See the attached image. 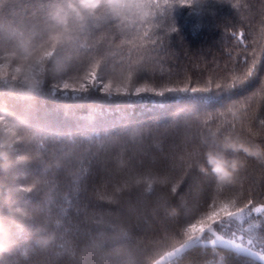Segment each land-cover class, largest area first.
Segmentation results:
<instances>
[{
	"label": "trees",
	"instance_id": "obj_1",
	"mask_svg": "<svg viewBox=\"0 0 264 264\" xmlns=\"http://www.w3.org/2000/svg\"><path fill=\"white\" fill-rule=\"evenodd\" d=\"M128 2L146 7L120 17L101 7L78 19L67 0H0V50L44 41L58 5L70 27L38 91L0 87V110L21 137L0 147V264H155L200 236L162 264H264L215 242L247 246L248 220L188 238L189 225L220 201L264 203V157L222 147L264 150V0ZM97 62L87 91L63 86ZM129 75L133 84L212 86L103 90ZM209 154L237 164L232 183L217 182ZM251 220L264 241V213Z\"/></svg>",
	"mask_w": 264,
	"mask_h": 264
},
{
	"label": "snow or ice",
	"instance_id": "obj_2",
	"mask_svg": "<svg viewBox=\"0 0 264 264\" xmlns=\"http://www.w3.org/2000/svg\"><path fill=\"white\" fill-rule=\"evenodd\" d=\"M75 8L71 9L76 16L82 15L84 12H94L101 7L109 10L112 15L120 17L123 14V11L128 8H143L146 5L140 4H131L128 0H74ZM146 15V13H144ZM69 18L68 12H65L63 6L57 7V9L51 15V27L47 38L43 41L40 46V57L39 59H43L52 54L51 49L56 46V44L63 38L64 36V27L65 21ZM240 39L243 42L244 40V33H240ZM98 69H99V62L94 63L90 66L88 71L85 75L80 79L77 80L75 83H65L63 86L65 88H71L73 90L79 91H87L88 85L94 84L97 76H98ZM19 71V69L17 70ZM250 74V73H249ZM132 85V87H129ZM138 85V86H137ZM212 86L211 79L208 80L206 86H198L192 85L189 81L188 83L182 85L170 84V83H160L156 84L155 82L151 81H144L133 84L132 76L129 75L124 82L122 83H115L113 81H107L103 84V90L106 93L112 94H119V95H128L130 89H132V94L139 95L142 93H154L156 95H164L165 93L169 92H176V91H207ZM217 87L220 85L217 84ZM233 115L238 116L239 110L236 109V113ZM261 124H264V120H261ZM229 148L239 149L245 154L252 156V157H264V150L254 149L251 146L239 142V141H232L229 140L228 142ZM215 164V172L220 177V180L223 183H232L234 180V174L237 170V164H233L231 166V170L223 166L216 160H213ZM248 208L249 210H245ZM252 213H256L260 215L264 213V203L259 204L255 207L251 205H246L244 207L237 206L235 200L232 201H220L218 204L212 206V209L207 212L200 220L199 227L193 226L188 229L189 239H192L194 235H198L203 233L205 230L212 231V225L214 223H219L222 221H229L235 220L239 225H244L245 221L248 220V224L246 227H242V232L247 234L246 242L247 246L243 243H236L235 240L230 239H222L221 242L226 247H232L233 250L237 252H242L246 255H250L254 259H264V241H261L256 234V229L260 227V221L257 220L252 222L251 216ZM244 236H241V240H244ZM259 245L257 252L250 251L251 247H255Z\"/></svg>",
	"mask_w": 264,
	"mask_h": 264
},
{
	"label": "clouds",
	"instance_id": "obj_3",
	"mask_svg": "<svg viewBox=\"0 0 264 264\" xmlns=\"http://www.w3.org/2000/svg\"><path fill=\"white\" fill-rule=\"evenodd\" d=\"M74 0H67V8H75ZM59 7V5L57 6ZM78 19H83V16H77ZM70 31L69 20L65 21L64 36L51 49L52 54L39 59L40 57V46L43 41L36 43L31 46L30 49L24 48L20 52L16 51H3L0 50V87L7 88L9 90L23 91L25 93H32L38 91L45 82V77L48 72L49 62L53 60L58 51L67 42V33ZM19 69V71H17ZM15 137L17 141L21 139L18 134V125L12 122L8 118L7 110H0V147L9 143V138ZM228 137L226 136V139ZM222 147L229 148L228 143H223ZM232 151H241L239 149L230 148ZM0 155H4L0 153ZM213 160L218 161V158L213 157L211 154L208 155V163L211 165L212 174L216 176L218 183H223L220 177L215 172V164ZM223 166L231 170V166H227L225 161H219ZM202 170H204L202 168ZM238 171V169L236 170ZM173 209V213H175ZM201 219L194 221L189 227H199ZM3 227L0 226V232H3ZM3 245L0 244V249Z\"/></svg>",
	"mask_w": 264,
	"mask_h": 264
},
{
	"label": "water",
	"instance_id": "obj_4",
	"mask_svg": "<svg viewBox=\"0 0 264 264\" xmlns=\"http://www.w3.org/2000/svg\"><path fill=\"white\" fill-rule=\"evenodd\" d=\"M200 238H201V236L198 237L197 239L191 241L190 243H188L186 246L182 247L181 249H179V250H177V251H175V252H172V253H169V254L163 256V257L160 258L155 264H162L164 261H166L167 259H169V258H171V257H173V256H176V255L179 254L180 252H182V251H184V250H186V249H189V248H192V247L198 245V244L200 243ZM218 238H219V239L216 240L215 242L224 245V244L221 242V240L224 239V238H222L220 235H218ZM224 246H225V245H224ZM225 247H226V246H225ZM228 248L233 249L232 247H228ZM250 251H251V250H250ZM252 252H253V251H252ZM241 253H242V252H241ZM243 254H244V253H243ZM249 256H250V255H249ZM258 260H260V261H264V259H258Z\"/></svg>",
	"mask_w": 264,
	"mask_h": 264
}]
</instances>
